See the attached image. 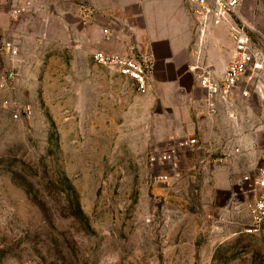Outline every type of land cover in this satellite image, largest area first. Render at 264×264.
Returning <instances> with one entry per match:
<instances>
[{
    "label": "rangeland",
    "instance_id": "rangeland-1",
    "mask_svg": "<svg viewBox=\"0 0 264 264\" xmlns=\"http://www.w3.org/2000/svg\"><path fill=\"white\" fill-rule=\"evenodd\" d=\"M242 3L264 48V0ZM6 41L18 57L2 51ZM61 54L50 57V0H0V264H264V224L250 231L255 189L243 180L264 159V83L239 84L258 114L256 169L213 195L193 174L161 177L171 166L149 154L164 148L95 131L96 117L81 116L78 94L66 92ZM230 164L238 175L239 160Z\"/></svg>",
    "mask_w": 264,
    "mask_h": 264
},
{
    "label": "crops",
    "instance_id": "crops-1",
    "mask_svg": "<svg viewBox=\"0 0 264 264\" xmlns=\"http://www.w3.org/2000/svg\"><path fill=\"white\" fill-rule=\"evenodd\" d=\"M259 6L256 2L255 9ZM235 13L261 32L246 3ZM232 48L227 27L202 28L187 0H50V57L62 53L69 68L66 92L78 94L80 115L96 117L95 131L133 133L138 147L194 139V147L178 150V168L162 175L193 174L213 195L234 190L259 157L250 134L258 114L245 104L240 83L227 103L215 99L210 108L197 77L195 67L201 65L220 80ZM98 51L146 60L148 87L137 92L128 77L93 63ZM103 116H111L110 128L103 126ZM235 159L238 175L230 164Z\"/></svg>",
    "mask_w": 264,
    "mask_h": 264
},
{
    "label": "built area",
    "instance_id": "built-area-1",
    "mask_svg": "<svg viewBox=\"0 0 264 264\" xmlns=\"http://www.w3.org/2000/svg\"><path fill=\"white\" fill-rule=\"evenodd\" d=\"M187 2L191 6L192 15L199 21L202 28L223 25L227 27L233 43L231 59L220 80L214 79L208 69L203 66L195 67L199 71L197 75L199 84L206 93L210 108L215 99L227 103L230 94L240 82L246 81L255 87L263 84L264 48L252 40L244 23L234 18L235 10L241 0H187ZM21 10L16 9L14 14H18ZM2 51L11 57L19 56V48L12 41L4 42ZM92 61L97 65L112 67L119 74L131 79L137 92H143L148 87L151 65L144 59L98 51L92 54ZM11 77L13 72H8L4 78L7 80ZM243 94L246 95V91ZM21 111L23 115L29 113L26 107H22ZM195 145L194 139H186L161 151H152L149 154V162L150 164H167L175 169L178 162V150ZM244 179L246 180L247 177ZM251 182L255 189V199L249 207L250 231H257L264 224V160Z\"/></svg>",
    "mask_w": 264,
    "mask_h": 264
}]
</instances>
